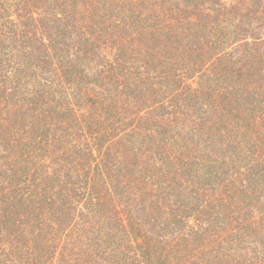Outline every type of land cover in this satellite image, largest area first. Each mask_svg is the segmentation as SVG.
<instances>
[{
    "label": "trees",
    "instance_id": "trees-1",
    "mask_svg": "<svg viewBox=\"0 0 264 264\" xmlns=\"http://www.w3.org/2000/svg\"><path fill=\"white\" fill-rule=\"evenodd\" d=\"M0 264H264V0H0Z\"/></svg>",
    "mask_w": 264,
    "mask_h": 264
}]
</instances>
